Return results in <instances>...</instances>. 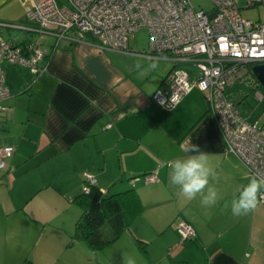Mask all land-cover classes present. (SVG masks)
Wrapping results in <instances>:
<instances>
[{
	"label": "crops",
	"instance_id": "0c3cea01",
	"mask_svg": "<svg viewBox=\"0 0 264 264\" xmlns=\"http://www.w3.org/2000/svg\"><path fill=\"white\" fill-rule=\"evenodd\" d=\"M2 22L17 26H1L5 38L32 42L20 28L26 19ZM47 47V69L39 76L1 63L10 96L0 145L14 150L0 169V264H126L128 258L264 264V203L246 216L232 215L231 201L251 176L226 150L204 94L193 88L167 110L151 94L171 70L144 50L130 46L139 53H122L68 40ZM138 61L144 68L135 67ZM152 61L155 69L146 65ZM181 144L208 154L218 176L210 180L220 197L214 206H202L199 195H179L170 170L159 167L158 161L192 154ZM85 173L109 193L134 188L143 206L115 239L111 226L102 225L96 240L110 243L99 249L73 238L81 213L73 199L86 186ZM179 218L193 226L194 238L182 241Z\"/></svg>",
	"mask_w": 264,
	"mask_h": 264
},
{
	"label": "built area",
	"instance_id": "2783aa9c",
	"mask_svg": "<svg viewBox=\"0 0 264 264\" xmlns=\"http://www.w3.org/2000/svg\"><path fill=\"white\" fill-rule=\"evenodd\" d=\"M1 1V0H0ZM25 5L20 28L61 40L92 42L100 49L139 53L129 41L145 27L149 48L140 53L174 65L165 83L151 94L160 107L170 110L193 88L199 89L224 140L250 176H264V123L248 121L225 96L226 88L254 64H264V18L243 16L250 8L264 12V0H212V9H196L190 0H21ZM1 26H13L0 22ZM2 62L25 66L35 76L47 69L48 55L35 42L20 44L0 31V125L10 96ZM13 147L0 145V169ZM89 184L96 181L85 173ZM260 202L264 203V199ZM182 241L195 237L193 226L176 220Z\"/></svg>",
	"mask_w": 264,
	"mask_h": 264
},
{
	"label": "clouds",
	"instance_id": "9594fccd",
	"mask_svg": "<svg viewBox=\"0 0 264 264\" xmlns=\"http://www.w3.org/2000/svg\"><path fill=\"white\" fill-rule=\"evenodd\" d=\"M135 67L141 69V62L138 61ZM148 67L155 69L157 64L153 61ZM180 150L192 154L185 158L158 161L159 167L170 170V182L179 188V195L188 200L199 195L202 206H214L220 197L210 180H218V176L208 154L200 151L195 144H181ZM246 179L248 183L241 188L237 198L231 201V213L235 217L250 214L257 208L260 200L264 199V176L252 175ZM126 264H135V261L128 258Z\"/></svg>",
	"mask_w": 264,
	"mask_h": 264
},
{
	"label": "rangeland",
	"instance_id": "374dc122",
	"mask_svg": "<svg viewBox=\"0 0 264 264\" xmlns=\"http://www.w3.org/2000/svg\"><path fill=\"white\" fill-rule=\"evenodd\" d=\"M0 2V22L7 21L13 24L22 22L25 19V5L21 0H4ZM196 9L209 11L212 9V0H190ZM243 16L256 20L260 16L264 18V12L260 9L250 8L243 12ZM2 34L6 37L8 31L2 29ZM27 39L35 42L42 50L48 48L55 42V37L29 32L26 34ZM63 41V40H61ZM130 46L136 50L147 51L149 48L147 29L143 26L135 31L134 36L129 41ZM153 62V61H152ZM161 63L168 64L169 71L172 69L173 63L168 60H161ZM146 65H149L146 63ZM144 68V67H141ZM225 96L233 104L238 106L248 121H259L264 123V87L253 76L252 72H247L241 76L233 84L229 85L225 90ZM260 95V98L257 95ZM103 230L109 228L108 224H103ZM100 229V230H102ZM104 239V238H103Z\"/></svg>",
	"mask_w": 264,
	"mask_h": 264
},
{
	"label": "trees",
	"instance_id": "16d2710c",
	"mask_svg": "<svg viewBox=\"0 0 264 264\" xmlns=\"http://www.w3.org/2000/svg\"><path fill=\"white\" fill-rule=\"evenodd\" d=\"M165 80L161 85L165 83ZM73 201L81 210L75 223L73 238L84 240L90 247L98 249L110 243V239L96 240V234L103 224L108 223L111 226L112 239H115L122 231L130 227L143 208L134 188L109 193L101 190L96 183L89 184L87 189H82ZM138 242L141 246L143 245L141 241L138 240ZM172 264L192 263L186 260H174Z\"/></svg>",
	"mask_w": 264,
	"mask_h": 264
},
{
	"label": "water",
	"instance_id": "95a60500",
	"mask_svg": "<svg viewBox=\"0 0 264 264\" xmlns=\"http://www.w3.org/2000/svg\"><path fill=\"white\" fill-rule=\"evenodd\" d=\"M251 71L258 82L264 87V64H254L251 67Z\"/></svg>",
	"mask_w": 264,
	"mask_h": 264
}]
</instances>
